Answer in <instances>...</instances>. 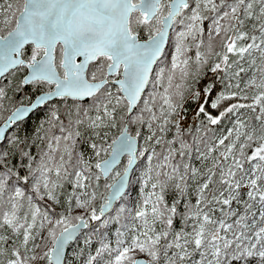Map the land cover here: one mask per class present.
Wrapping results in <instances>:
<instances>
[{
  "label": "snow or ice",
  "instance_id": "1",
  "mask_svg": "<svg viewBox=\"0 0 264 264\" xmlns=\"http://www.w3.org/2000/svg\"><path fill=\"white\" fill-rule=\"evenodd\" d=\"M0 264H264V0H0Z\"/></svg>",
  "mask_w": 264,
  "mask_h": 264
},
{
  "label": "trees",
  "instance_id": "2",
  "mask_svg": "<svg viewBox=\"0 0 264 264\" xmlns=\"http://www.w3.org/2000/svg\"><path fill=\"white\" fill-rule=\"evenodd\" d=\"M188 118H190V120L193 121V122L196 120V117L193 115V112L191 110L187 111V119Z\"/></svg>",
  "mask_w": 264,
  "mask_h": 264
},
{
  "label": "rangeland",
  "instance_id": "3",
  "mask_svg": "<svg viewBox=\"0 0 264 264\" xmlns=\"http://www.w3.org/2000/svg\"><path fill=\"white\" fill-rule=\"evenodd\" d=\"M184 115H185V118L187 119V111L185 112V114H184Z\"/></svg>",
  "mask_w": 264,
  "mask_h": 264
}]
</instances>
